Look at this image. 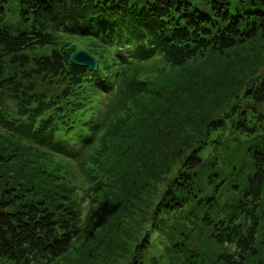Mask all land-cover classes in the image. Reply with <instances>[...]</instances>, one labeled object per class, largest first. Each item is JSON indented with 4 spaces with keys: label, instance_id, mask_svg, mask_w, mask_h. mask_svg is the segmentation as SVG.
<instances>
[{
    "label": "trees",
    "instance_id": "1",
    "mask_svg": "<svg viewBox=\"0 0 264 264\" xmlns=\"http://www.w3.org/2000/svg\"><path fill=\"white\" fill-rule=\"evenodd\" d=\"M11 1L17 2L23 23L17 32L4 24ZM196 1L0 0V145L8 144L7 155L0 152V257L20 264H54L94 226L103 211L100 199L114 192L106 190L112 180L104 183L94 167L109 160L102 168L115 177L121 174L117 184L127 187L132 175L135 181L140 167L148 164L145 156L129 160L137 138L182 163L157 205V215L198 202L192 187L211 158L205 160L203 153L217 149L221 141L209 134L203 140L186 132L181 138L169 136L174 123L194 127L187 122L199 112L200 124L205 122L211 131L231 125L235 146L244 144L252 160L248 186L235 194L232 213L219 222L221 231L214 235L225 243L221 264H264L257 247L264 221V112L244 107L245 102L264 100V71L259 70L264 63V0ZM82 39L98 57L99 70L71 62V52L78 49L73 40ZM192 61L198 62L197 69L181 76L178 68ZM161 64L177 69L151 89L149 79ZM230 68L236 76H227ZM254 73L247 95L236 100L242 79ZM236 81L239 88L234 89ZM192 86H199L194 95L202 102H184L190 113L183 119L180 111L171 110ZM144 95L150 100L142 108ZM222 107L221 117L214 119L212 113ZM162 112L170 113L165 123ZM138 113L144 116L139 127ZM146 123L152 136L137 133ZM26 151L56 164L55 172L41 179L45 182L6 168ZM32 163L25 159L17 168L25 170ZM64 164L89 178L85 214L77 185L63 190L66 185L55 175ZM235 188L240 191L239 183ZM211 196L207 199H216ZM57 227L61 237L53 242ZM129 264H141L139 255Z\"/></svg>",
    "mask_w": 264,
    "mask_h": 264
},
{
    "label": "rangeland",
    "instance_id": "2",
    "mask_svg": "<svg viewBox=\"0 0 264 264\" xmlns=\"http://www.w3.org/2000/svg\"><path fill=\"white\" fill-rule=\"evenodd\" d=\"M189 1L197 5L196 0ZM17 8V2L11 1L8 4L7 16L4 20V24L14 32L23 26ZM231 9L235 12L236 4ZM73 42L78 48H85L89 44L88 40L85 39L73 40ZM224 62L225 60H222V65ZM197 65L198 62L192 61L178 69H180L181 76L186 74L189 76L197 69ZM262 65L260 71H264V63ZM175 69L161 64L157 71L153 72L152 78L149 79L150 88L158 89L164 78L168 77L170 72ZM226 74L228 77L236 76L233 68L226 70ZM254 79H256L255 73L248 78L245 77L242 79L240 88L238 87L239 82L236 81L233 86L234 89L239 88L236 100L239 97L243 99L244 95H247L248 91L246 92L245 88ZM192 88L194 89L186 91L179 99H175L171 110V112L173 110L180 111L183 119L187 113H190L187 107L189 105H183L184 102L192 101L190 104L202 102L198 96L194 95V93L199 92L197 89L199 86H192ZM149 100L147 95L142 97V108ZM173 100L174 97H171V101ZM244 102V100L239 101L240 104ZM250 106L264 112V100L244 103L245 108ZM224 109L225 107H222L214 111L211 116L214 119L218 118ZM169 114L165 115L163 112L159 114L163 123ZM199 119V112L195 115L191 114V121L187 123L194 125V127L190 128H184V126L174 123L175 128L171 129L172 132L169 136L170 139L173 138V135L181 138L186 136V132V134L190 133V137L193 135L192 137L196 140H203L209 134L211 138H219L221 141V146L217 149L212 147L203 153L204 157L206 156L205 160L211 158L206 161L205 169L200 171L197 181L192 187L193 191L197 193L195 199L198 202L191 200L190 203L188 201L182 207L176 206L174 209L163 211L157 215V212H160L156 211L157 205L163 200L162 195L165 189L177 175L182 163L177 161L178 158L175 160L174 156L168 155L166 157L167 150L156 152L154 151L155 148L152 150L151 143L143 146L144 140L137 138L138 145L132 150L129 160H141L145 156V162L148 164L140 167V172L135 175V177L137 176L135 181H133L134 176L132 175L131 182H127V187L131 189L125 186V182L117 184L116 179H122L121 174H117L115 177L113 172H105L102 167L109 160L104 159L103 166H100L99 169L94 167L93 172L97 173L98 177L100 175L104 179V183L114 180V183L111 181L110 186L106 189L107 192H112L115 188L113 190L114 195L100 199L99 205L103 211L94 222V226L74 241L69 250L58 256L54 264H129L134 255H139L141 264H221V261L223 262L222 254L225 252V243L218 241L214 235L221 231L218 229L219 222L222 219H228L229 214L232 213L234 205L237 203L235 194H240L248 186L249 171L250 173L253 171L252 164H250L252 160L249 156V150H246L244 144L239 148L235 146V141H233L235 136L232 134L231 125L225 131L221 129L211 131L205 127V122L200 124ZM136 121L139 127L144 121V116L138 113ZM137 133L143 137L152 136L151 126L146 123L137 130ZM4 146L6 149L0 145V152L7 155L8 144L5 143ZM26 152L27 155H23L19 160H13L7 165L6 168L9 172L12 173L14 170H18L20 173L25 172L29 179L36 177L40 181H44L41 179L46 177V172H55V163L43 158L38 160L35 153ZM25 159L33 160L34 163L28 168L25 165V170L17 168L19 163L23 165ZM55 175H59L66 185L63 190L71 185H77L78 198L84 196L82 214H85L89 207V196L85 195V189L88 186L86 180L89 178L84 177L75 166L69 164H64L61 173ZM237 183L240 185V191L235 188ZM57 184L59 185V181ZM208 194L216 199L208 200ZM227 203L232 205L227 206ZM226 206L229 207L228 215L224 211ZM145 238H148L147 242ZM141 243L146 245H142L139 250L137 246ZM257 247L260 249L261 257H264V221H262L258 231ZM0 264L20 263L16 260L0 257Z\"/></svg>",
    "mask_w": 264,
    "mask_h": 264
},
{
    "label": "water",
    "instance_id": "3",
    "mask_svg": "<svg viewBox=\"0 0 264 264\" xmlns=\"http://www.w3.org/2000/svg\"><path fill=\"white\" fill-rule=\"evenodd\" d=\"M70 60L79 66L89 67L97 70L99 68L98 59L86 49H76L70 54ZM60 238V233L57 231L53 241L56 242Z\"/></svg>",
    "mask_w": 264,
    "mask_h": 264
}]
</instances>
